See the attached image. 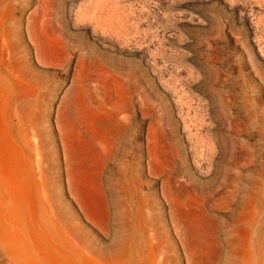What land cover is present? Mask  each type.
Returning a JSON list of instances; mask_svg holds the SVG:
<instances>
[{"label": "rangeland", "instance_id": "obj_1", "mask_svg": "<svg viewBox=\"0 0 264 264\" xmlns=\"http://www.w3.org/2000/svg\"><path fill=\"white\" fill-rule=\"evenodd\" d=\"M0 264H264V0H0Z\"/></svg>", "mask_w": 264, "mask_h": 264}, {"label": "bare ground", "instance_id": "obj_2", "mask_svg": "<svg viewBox=\"0 0 264 264\" xmlns=\"http://www.w3.org/2000/svg\"><path fill=\"white\" fill-rule=\"evenodd\" d=\"M188 112V111H187ZM184 118V117H183ZM186 118V117H185ZM194 127V126H193ZM172 129V128H171ZM188 130V129H187ZM171 131V130H170ZM189 132H190V130H189ZM193 133H195V132H193ZM194 135V134H193ZM171 136H172V134H171ZM191 136V135H190ZM212 137V136H211ZM193 140V139H192ZM233 140V139H232ZM191 143V142H190ZM196 147V146H195ZM235 148V147H234ZM202 149V148H201ZM197 150V149H196ZM232 150V149H231ZM182 151V150H181ZM231 152V151H230ZM198 153V152H197ZM196 153V154H197ZM227 153V152H226ZM232 154H234L233 152H232ZM195 156V155H194ZM229 157V156H228ZM209 159V158H208ZM195 160V159H194ZM205 160V159H204ZM228 167V166H227ZM202 169V168H201ZM222 169V168H221ZM184 171V170H183ZM228 174H229V172H228ZM206 175V174H205ZM185 176V175H184ZM228 176V175H227ZM219 177H220V175H219ZM229 177V176H228ZM226 179V178H225ZM232 179V178H231ZM233 180V179H232ZM226 181H227V179H226ZM216 182V181H215ZM205 184H207V183H205ZM204 187H206V186H204ZM218 192V191H217Z\"/></svg>", "mask_w": 264, "mask_h": 264}]
</instances>
